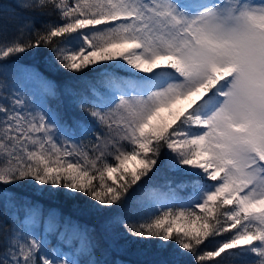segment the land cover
Listing matches in <instances>:
<instances>
[{
  "label": "snow or ice",
  "instance_id": "1",
  "mask_svg": "<svg viewBox=\"0 0 264 264\" xmlns=\"http://www.w3.org/2000/svg\"><path fill=\"white\" fill-rule=\"evenodd\" d=\"M8 7L0 264H124L96 257L95 228L64 217L59 230L56 209L10 190L25 183L91 201L102 255L264 264V0H15L12 35ZM64 99L82 115L64 119L50 104ZM165 169L185 178L154 182Z\"/></svg>",
  "mask_w": 264,
  "mask_h": 264
},
{
  "label": "trees",
  "instance_id": "2",
  "mask_svg": "<svg viewBox=\"0 0 264 264\" xmlns=\"http://www.w3.org/2000/svg\"><path fill=\"white\" fill-rule=\"evenodd\" d=\"M6 5H9L8 12L6 14V19L8 21V34L12 35L15 28V21H13L12 18V12L13 9L10 7L15 0H4ZM18 11V10H17ZM54 18V17H53ZM43 19H48L47 17H37L36 19V26H40V22ZM20 62L23 64H30L37 67L40 71L44 72L45 75H48L51 77V73H48L46 69L44 68L43 62L39 58V56H35L32 53H28L20 58ZM88 76H92L93 74L91 72L86 73ZM70 76L68 73L61 74L59 76H56L55 79H57L58 83H63L65 79H67ZM50 104L53 108H56L63 116L64 119H67L71 121V119L75 117H80L82 113L78 109H74L70 107L67 103V100L64 99L61 101H50ZM185 177L176 174V173H170L166 169L162 170L159 174L152 177V180L156 183L163 184L166 180H172L174 183L179 182L180 180L184 179ZM11 191L15 192L17 196L20 197H30L33 202L39 201L44 205V211L45 216L47 215L48 209L54 208L60 213V224L61 229L63 227V219L64 217H71L73 221H78L81 225H87L91 228H95V236L100 241L101 244V250H98L96 253V257L100 259H107V260H122L124 261V264H136V262H143L148 261L152 259V256L147 252V249L145 247L144 252H138L135 247L132 249L119 252V253H113L109 252L107 255H102V250L107 248V244L104 240V231H103V217L100 215H97L93 212L87 211V205L91 204V201H89L84 196H78L75 199H69L63 194L58 195L55 198H47V197H41L38 195H33L34 193V185L31 184H21L16 187H12L10 189ZM183 194V193H181ZM21 219L23 218L24 212L21 210L19 213ZM5 215L3 214V209L0 208V223H7ZM43 225L41 224V230ZM59 230L53 232L49 239L51 241V245H56L58 243L57 236L59 233ZM122 231V229H121Z\"/></svg>",
  "mask_w": 264,
  "mask_h": 264
}]
</instances>
